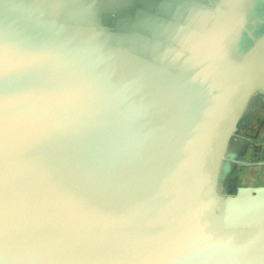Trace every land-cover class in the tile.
<instances>
[{
	"label": "water",
	"instance_id": "95a60500",
	"mask_svg": "<svg viewBox=\"0 0 264 264\" xmlns=\"http://www.w3.org/2000/svg\"><path fill=\"white\" fill-rule=\"evenodd\" d=\"M257 98L264 0H0V264H264Z\"/></svg>",
	"mask_w": 264,
	"mask_h": 264
},
{
	"label": "flooded vegetation",
	"instance_id": "af4514ba",
	"mask_svg": "<svg viewBox=\"0 0 264 264\" xmlns=\"http://www.w3.org/2000/svg\"><path fill=\"white\" fill-rule=\"evenodd\" d=\"M252 108H254V111H252V114L250 113V115L247 117L246 124L241 125L239 131L240 135L239 137H237L235 141H233L232 152L237 154L236 156L238 160L247 161V162H261L264 161V136L263 139L254 138V135L249 133L248 129L251 127L254 118H256L258 114V111L264 108L263 98H257L254 101ZM261 119L263 123L264 115L262 116ZM263 126H260L258 128L260 133L262 131ZM248 154H251L250 156L252 158H248L247 157ZM231 165H232V170L227 179L228 192L234 193L236 192L237 188L240 186H263V185H238L235 187L236 184L235 176L237 175L238 168L264 167V164L256 165V166H245V165H240L236 162H232Z\"/></svg>",
	"mask_w": 264,
	"mask_h": 264
},
{
	"label": "rangeland",
	"instance_id": "374dc122",
	"mask_svg": "<svg viewBox=\"0 0 264 264\" xmlns=\"http://www.w3.org/2000/svg\"><path fill=\"white\" fill-rule=\"evenodd\" d=\"M264 115V108L258 111L256 118H254L251 127L248 129L249 133L254 135V138L263 139L264 136V122L262 123V116ZM262 127L261 133L259 132V127ZM248 154V158H252ZM236 184L238 185H264V167H254V168H238L237 175L235 176ZM238 182V183H237Z\"/></svg>",
	"mask_w": 264,
	"mask_h": 264
}]
</instances>
